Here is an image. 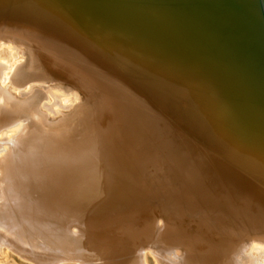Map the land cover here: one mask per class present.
<instances>
[{
  "label": "bare ground",
  "instance_id": "1",
  "mask_svg": "<svg viewBox=\"0 0 264 264\" xmlns=\"http://www.w3.org/2000/svg\"><path fill=\"white\" fill-rule=\"evenodd\" d=\"M5 258L264 264V0H0Z\"/></svg>",
  "mask_w": 264,
  "mask_h": 264
},
{
  "label": "rangeland",
  "instance_id": "2",
  "mask_svg": "<svg viewBox=\"0 0 264 264\" xmlns=\"http://www.w3.org/2000/svg\"><path fill=\"white\" fill-rule=\"evenodd\" d=\"M6 260V261H5ZM1 264V263H0ZM2 264H19L17 261L15 260H12L11 258L7 259L5 258L3 261H2Z\"/></svg>",
  "mask_w": 264,
  "mask_h": 264
}]
</instances>
